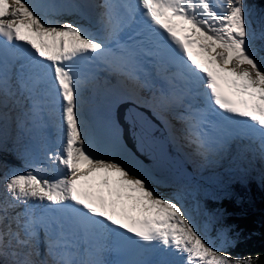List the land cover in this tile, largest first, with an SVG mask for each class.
Here are the masks:
<instances>
[{
	"label": "snow or ice",
	"instance_id": "6c2138e0",
	"mask_svg": "<svg viewBox=\"0 0 264 264\" xmlns=\"http://www.w3.org/2000/svg\"><path fill=\"white\" fill-rule=\"evenodd\" d=\"M81 7L72 0H0V121L9 103L24 124L47 104L59 113L61 145L44 148L58 178H41L37 168L4 180L10 199L0 198V264L4 257L10 264H59L51 230L65 222L91 234L95 255L124 253L122 264H259V256L233 257L205 239L184 203L151 186L154 173L126 152L107 121L105 136L94 135L83 95L87 83L110 70L122 78L115 92L127 82L146 89L145 102L171 111L197 152L207 153L199 128L211 123L224 143L259 140L264 159V31L253 27L246 0H223L219 11L215 0H100L88 5L97 33L48 19ZM193 45L206 62L193 55ZM145 61L166 90L136 71Z\"/></svg>",
	"mask_w": 264,
	"mask_h": 264
},
{
	"label": "rangeland",
	"instance_id": "374dc122",
	"mask_svg": "<svg viewBox=\"0 0 264 264\" xmlns=\"http://www.w3.org/2000/svg\"><path fill=\"white\" fill-rule=\"evenodd\" d=\"M251 9L253 13V27L257 30V32L264 31V24L261 21V19L264 20V12L261 13L263 8L258 9V7L255 6V8ZM48 19L59 20L61 22L75 21L80 24L84 22V20L82 19L78 20L79 18L77 17V14L75 15L74 13L71 16L70 13H62L60 15L49 16ZM97 85V83H94L93 85L87 86V88L95 89ZM9 118L12 119V116L10 115ZM86 118L88 119L90 117L86 116ZM115 123H117L116 125H118V120L114 121V124ZM95 125H97V123H94L90 126V131L96 128ZM21 128L22 127L20 121L19 123L16 122L15 125H0V147L1 151L5 153V155L0 154V185L4 182L6 176L11 175V173L22 174L23 166L19 165L18 161H22L23 163L25 161V158H30L29 153H32V151H29L28 149L34 150L37 147L38 141H32L29 132L24 133V136L26 138L22 137L19 134L18 130ZM103 134H106V132ZM96 136L103 138L102 133H98L96 134ZM155 138V140L151 141L152 143L157 139L163 141V137L160 136L158 138L157 134L155 135ZM30 142L32 143L27 145ZM160 147L162 149H165L163 146V142L161 143ZM24 152V157L20 159V154H23ZM131 155L135 157L145 168L153 170L151 171L154 173L155 179L150 181L149 183L157 190L158 193H161L165 197L172 199H176L175 194H178L180 197H182L185 203L192 205V209L196 214V223L198 229L200 233L205 237V239L209 240V242L213 243L214 246L224 251L229 245L233 243L232 239L229 236L227 228L222 227L221 221L219 220L222 215L221 212H206L203 206V199L219 200L231 195L232 183L236 178L235 176L218 177L217 172L220 171L218 163L208 164L209 166L207 167H200L197 165V175L199 176H194L192 180H189V176L187 178H180L176 177L175 175H170L169 173H166V176H160V174L162 173H155L153 167L163 168L164 166L160 164V161L156 160L154 156L144 155V157H141L139 155V157L137 155ZM18 166H21V168H18ZM161 177L171 178L172 181L163 184L162 180H160ZM2 185H4V183ZM186 190L191 194V196L188 194V192H186ZM1 193L2 191H0V194ZM215 225L217 226L216 230ZM215 231L216 235L214 236L212 234H214ZM3 262L5 264H10V258L4 257Z\"/></svg>",
	"mask_w": 264,
	"mask_h": 264
},
{
	"label": "trees",
	"instance_id": "16d2710c",
	"mask_svg": "<svg viewBox=\"0 0 264 264\" xmlns=\"http://www.w3.org/2000/svg\"><path fill=\"white\" fill-rule=\"evenodd\" d=\"M250 8H264V0H246ZM264 10L261 12L263 13ZM264 24V20L262 19ZM0 154L5 155L3 151ZM231 195L219 200L203 199L208 213L221 212V225L227 228L233 243L226 252L233 257L259 256V264H264V182L258 190L253 182L242 187L232 183ZM217 226L215 225V230ZM216 235V231L214 234Z\"/></svg>",
	"mask_w": 264,
	"mask_h": 264
},
{
	"label": "bare ground",
	"instance_id": "6f19581e",
	"mask_svg": "<svg viewBox=\"0 0 264 264\" xmlns=\"http://www.w3.org/2000/svg\"><path fill=\"white\" fill-rule=\"evenodd\" d=\"M47 2H51V1L50 0H47ZM72 2H76V0H72ZM85 2L87 3V5H89L90 3H93V2L97 3L96 0H90V1H85ZM54 3H56V2H54ZM86 8L87 7H86V4H85V9L81 7L76 12H79V13L85 12V14H86L85 17L86 18H89V20H90V19H92V15H96V13H95V11H92V13H89L88 14L87 11H86ZM94 83H96V81L95 82H92V83H87L85 86L93 85ZM95 89H90V91L91 90H95ZM145 98H146V95H145ZM179 111H181V109H179ZM85 114H86V112H85ZM86 116H88L90 118L92 117V116H89L87 114H86ZM118 117H119V120H120V117H121L122 123H124L125 120L127 121L126 114H124V116L122 114H120V116H119V115H117L116 113L113 112V116H112V123L113 124H114V121H117L118 120ZM118 123H120V121ZM127 123H128V121H127ZM176 123L179 124L178 122H176ZM116 124L117 123H115L114 127L111 126L112 127V132H111L112 134H114V132H115V128L117 126ZM131 124L134 125V129L136 131H138V132H145L146 131L145 132L146 137L147 136L152 137L151 130L155 128L154 127L155 124L152 123V122H149L148 119H146V121L144 123L142 121L137 120V122H133ZM164 124L171 127L172 130L169 129L168 132L170 134L172 133L175 136L176 142H177V143L176 142H173V145H179L180 146V152H181V154L186 159H194L198 154H200V152H197L196 151V148H194V145L190 144L189 141L186 139V137H185V131L174 130L173 127H172L173 126L172 123H170L168 121H164ZM95 127L96 128H94V129L91 130V132H93L94 135H96L98 133H105L106 132L105 122H100L99 121V122H97V125H95ZM125 128H126V133L129 134V132H130L129 125H128V129H127V127H125ZM40 136H41V134H40ZM163 140H164L163 141V145L165 146L166 150L165 149H162L160 147V145L162 143V140H160V139H157L156 141H154L153 142L154 144L148 138L144 139V141L142 143H140V144H138L136 146H131V140H128V139H127L126 143L128 142V144L131 146V148L133 150H135L136 147L142 145V148L140 149V154L142 156H144V155L154 156V158L156 160L160 161V164H162L164 166V168L167 169V171H168V172H166V171L165 172H162V170L155 168V170L158 173H165V174L166 173H169L170 175H177L179 177L180 176L183 177L185 175V173L187 174V172L184 171V170L177 171V166H176L177 160L175 159L176 157L173 156L172 154L170 156V150L168 149L167 141L165 140L164 137H163ZM31 155H32V153H29V157L32 159ZM172 159H174V161H175L176 164L173 162ZM2 184L0 185V189L1 190H3V188H4V185H2ZM6 195L4 194V197Z\"/></svg>",
	"mask_w": 264,
	"mask_h": 264
}]
</instances>
